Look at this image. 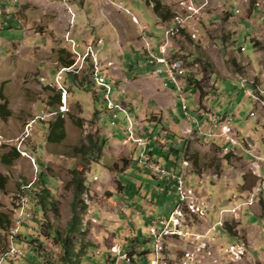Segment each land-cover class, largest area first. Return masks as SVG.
Listing matches in <instances>:
<instances>
[{"label": "rangeland", "instance_id": "374dc122", "mask_svg": "<svg viewBox=\"0 0 264 264\" xmlns=\"http://www.w3.org/2000/svg\"><path fill=\"white\" fill-rule=\"evenodd\" d=\"M161 2L174 15L171 23L159 22L143 0H0V24L15 17L12 29L0 26V82L5 81L12 111L0 117V175L6 177L0 217L10 221L0 226V264L60 259L61 248L47 233L50 227L63 231L70 219L72 169H83L88 190L83 217L88 245L80 264L132 263L127 259L146 264L153 252L149 228L159 230V219L180 203L177 182L154 172L160 163L148 154L151 137L163 153L179 150L169 171L194 180V200L202 208L186 213L185 224L194 233L189 241L181 242L174 229L158 233L162 264H186V249L196 264H264V6L253 9L257 0ZM160 47L185 69L174 81L150 63ZM59 57L73 59L69 74L62 72ZM99 74L108 88L98 83ZM90 89L110 94L118 107L98 102ZM57 111L66 135L51 143L48 121ZM225 122L237 132L234 147L222 136ZM102 139L96 155L90 142ZM13 148L19 156L4 162L2 155ZM42 186L50 188L58 214L37 206L35 191ZM236 191L253 192L254 202L237 214H222L235 203L230 198ZM131 197L145 200L148 211L131 205ZM217 223L223 226L211 230ZM26 236L43 245L39 254Z\"/></svg>", "mask_w": 264, "mask_h": 264}, {"label": "trees", "instance_id": "16d2710c", "mask_svg": "<svg viewBox=\"0 0 264 264\" xmlns=\"http://www.w3.org/2000/svg\"><path fill=\"white\" fill-rule=\"evenodd\" d=\"M143 1L145 2V4L148 7L151 8L155 18L159 22L171 23L173 21L174 15H173L172 11L166 5H164L161 2V0H143ZM255 8H256V6L253 7V9H255ZM2 14H4V16H8L7 13L6 14L2 13ZM10 16H11L10 19H9V16H8V18L5 17L4 22L0 24V26L2 28H5V29L11 28L12 29L15 17H14V15H11V14H10ZM1 27H0V29H1ZM178 30H180V32L183 34H186L184 29L181 28ZM251 42L253 43L254 46H256V44H257L256 41L251 39ZM243 50H245V49H243ZM58 60H59L60 67L62 68V72H64L65 74H69V72H71V71H68V69L70 66L73 65V59L65 58V57H63V58L59 57ZM4 84H5V81L0 82V117L7 118L8 116H10L12 114V111L8 108V106H7L8 100L3 93ZM101 88L104 89V93H106V89L103 87H101ZM195 88H197V87H195ZM90 90H91V92H93L94 98L96 100H99L98 102H104V104L108 103L107 107L109 106V103L112 102V100H111L112 97L110 94L107 98L106 96H103V95H97V92L92 90V89H90ZM109 93H110V91H109ZM103 97H105L106 100ZM200 99H201V95L199 96V101H200ZM56 100H57L56 102L58 104L61 103L59 93L56 95ZM116 108L117 107L115 106L114 109H116ZM148 113H149L148 120H150V113L151 112H148ZM157 123L161 124L160 121H158ZM128 124H129V121H128ZM150 134H151V131H150ZM65 135H66V133H65V120H64L63 116L61 115V113L59 111H57L56 117L51 122L48 121L46 139L48 142H51V143H60L65 138ZM149 141H151V143ZM149 141H147V145H146L147 147L151 145V148L150 147L148 148V154L156 155L158 157V163H160L161 167L165 168V167H168V165H170L169 167L173 170V168H175V167H173L174 163L176 162L177 159L180 158L179 150L175 147H169L167 152L163 153L162 147H156L155 144H157V143H156L155 137H151V140L149 138ZM103 142H104V139H102V141H100V144L95 143V142H90L91 147H89V150L96 148L97 149L96 155H100ZM152 145H155V147L158 148L157 153H156L155 149L152 147ZM12 150L15 152V154H12L11 158H7L6 155H5V157L3 156L4 162L10 163L13 158L18 156V152L15 150V148H13ZM172 154H173V157H171ZM168 162H170V164H168ZM167 170H169V169H167ZM83 173H84L83 169H80V170L72 169L71 170V174H72V178L70 181L71 182L70 184L72 186V200L70 203L71 215H70V219L66 225V228L62 231L56 227L51 228L50 227L51 225H49L47 223V225L50 227L49 232L47 234L50 236H53V238L56 240V243L61 248L60 259L58 261H53L52 264H80V259L86 254L85 245H88V243L84 242V237H83L85 234V230H83V226H84L83 225V217L85 214V210L87 208V204L85 203L84 197H88V190H87L85 183H84L85 181H84ZM150 178H153V176L150 175ZM5 181H6V177L0 175V189L3 188ZM142 187H143V184H141L140 187L138 186V188L135 190V192L138 191L139 189H141ZM126 190H128L130 192L132 191L129 187H127ZM35 194L37 195L36 196L37 206H39L42 210L51 209L53 212H55V214H58V211L54 205L55 200L53 199L50 188H48L47 186H42L40 190L35 191ZM149 201L151 202V200H149ZM261 210H262L261 211L262 219L264 220V204L261 206ZM9 223H10V221L7 220L6 216H4V218L0 217V226H2V228H6V225H8ZM44 224H46L45 221H42L40 225L43 226ZM226 228L229 231V233H232L231 232L232 227L229 224L226 225ZM26 240H27L26 243L29 244V246L32 247L34 249V251H36L37 254H39L41 252V250L43 249V245L39 241H37L36 239H29L28 240L27 236H26ZM127 260H129L132 263H136L133 259H127Z\"/></svg>", "mask_w": 264, "mask_h": 264}, {"label": "built area", "instance_id": "2783aa9c", "mask_svg": "<svg viewBox=\"0 0 264 264\" xmlns=\"http://www.w3.org/2000/svg\"><path fill=\"white\" fill-rule=\"evenodd\" d=\"M181 4H185L181 1ZM264 6V0H257V2L255 3V6ZM236 12H239V9H236ZM182 26V25H181ZM165 33L167 34V31H165ZM151 58H150V63L153 64L154 66L157 67V71L159 73H165V75L167 76V78H170V80L174 81V76L176 75H180L182 76L185 72V69L183 66H181L177 61L174 60H170L167 59V57H165V52L164 49L162 47H160V49L158 50V54L154 55V54H150ZM183 108L185 109L186 106L183 103ZM64 111V109H63ZM51 113V112H50ZM42 117V114L40 113L38 116H36L37 118ZM214 123H215V119H214ZM216 125V123H215ZM210 131V130H209ZM222 136H224L226 139L225 141L231 145V147H234L236 145L239 144L240 141H237V132L236 131H232V126L228 123L225 122L223 124V129H222ZM27 136V135H26ZM236 138V139H235ZM138 142V144H142L144 143L142 141L141 138H134L132 137V135H129V140H132ZM239 140V139H238ZM253 143H248V146H252ZM18 149V147H17ZM18 151L20 153H24L23 151H21L20 149H18ZM154 172L156 170V174L159 175V178H163V176L166 177H170L172 178V180L175 182H177L175 185L176 187V192L179 195V200L180 203L179 204H186V211H179V204L169 213V215L167 217H163V219H161L159 221L161 228L158 230L156 227L153 228H149V230L151 231V235L153 237L152 242H153V252H152V257L148 258V261H146V264H162V261L159 260L158 256H157V240H158V233L160 231H162L163 229H174L175 232H177V237L180 239L181 238V242H186L187 240L189 241V238L194 236V233H191L188 226L185 224V217H186V213L191 214V213H196L199 212L200 209V205H197L194 197L195 195V190L193 188L192 182L194 180L185 177V176H177L178 174H176V172L174 171H165V169L163 167L160 166V164L154 165L153 166ZM168 178V179H170ZM177 179V180H176ZM203 180H198L197 184L201 185ZM162 190V188H160ZM241 192L236 191V196H231V200L232 202L235 201V203H233L232 206H230L229 208H224L225 211L223 209H221L222 211H220L222 214L224 212H229L234 214H237V212L241 209V206L246 205V207L252 205V203L254 202L253 198V192H251L249 195H241ZM256 196V195H255ZM234 200V201H233ZM150 202V201H149ZM231 202V203H232ZM18 212H21V209H19ZM18 224H20V221H17ZM215 226H223V224H216L213 226V228L211 230L215 229ZM17 232V229H15ZM210 230H208L209 232ZM202 235H196V237H199ZM236 243H242L244 246L243 242L240 241H236ZM204 247V246H203ZM201 249V248H199ZM227 250H228V246H227ZM227 250H226V256H227ZM183 261H186V264H196V260L193 257V253H190V251H188L187 249L185 250V253L183 255ZM230 260L236 261L238 262L239 259H235V258H229Z\"/></svg>", "mask_w": 264, "mask_h": 264}, {"label": "crops", "instance_id": "0c3cea01", "mask_svg": "<svg viewBox=\"0 0 264 264\" xmlns=\"http://www.w3.org/2000/svg\"><path fill=\"white\" fill-rule=\"evenodd\" d=\"M10 43H11V42H10ZM140 150H141V149H140ZM143 150H145V149H143ZM144 152H145V151H144ZM12 154H15V152L11 149L10 151H8L7 153H4V154L2 155V159H3V156L5 157V155H6L7 158H11V157H12ZM18 156H19V155H18ZM18 156H17V157H18ZM17 157H15V158H17ZM15 158H13L12 161H13ZM12 161H11V162H12ZM156 161H158V159H156ZM11 162H10V163H11ZM167 168H168V167H167ZM168 169L172 170L170 167H169ZM154 179H157V178H154ZM168 184H169V183H168ZM163 192H164V191H163ZM126 197H127V198H130L129 195H127ZM131 198H132V199H131V205H136V206H137L138 203H139V204H140V207H141L142 210H145L146 212L148 211V209L146 208V205H145V203H144L145 200H142V199L137 200L136 198H133V197H131ZM147 199L151 200L150 198H147ZM25 206H26V205H25ZM25 206H24V207H25ZM132 207H133V206H132ZM20 209H21V207H20ZM146 215H147V214H146ZM23 216H24V215H23ZM148 217H150V216H148ZM163 217H164V216H163ZM160 220H161V219H159V221H160ZM156 221H157V220H154V219H152V218L150 219L151 224H154V223L156 224ZM11 232H12V231H11ZM11 236H12V235H11ZM12 237H13V236H12Z\"/></svg>", "mask_w": 264, "mask_h": 264}, {"label": "bare ground", "instance_id": "6f19581e", "mask_svg": "<svg viewBox=\"0 0 264 264\" xmlns=\"http://www.w3.org/2000/svg\"><path fill=\"white\" fill-rule=\"evenodd\" d=\"M243 48V47H242ZM97 81L100 85L102 86H105L106 88H108L109 86L107 85V80L102 76V75H98V78H97ZM112 86V85H111ZM100 87V86H99ZM111 88V87H110ZM107 91V90H106ZM110 91V89H109ZM106 94V93H105ZM113 102V101H112ZM114 103V102H113ZM115 104V103H114ZM60 106H61V103H60ZM116 107H118L116 104H115ZM110 109V108H109ZM115 116V115H114ZM22 213V212H21ZM165 229H163L161 232H163ZM157 256L159 258V252L157 251ZM129 264H132V263H129ZM135 264V263H134Z\"/></svg>", "mask_w": 264, "mask_h": 264}]
</instances>
